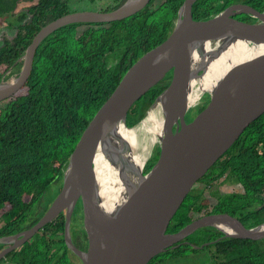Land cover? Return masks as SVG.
Instances as JSON below:
<instances>
[{"label": "water", "instance_id": "1", "mask_svg": "<svg viewBox=\"0 0 264 264\" xmlns=\"http://www.w3.org/2000/svg\"><path fill=\"white\" fill-rule=\"evenodd\" d=\"M195 1L183 0L167 37L129 66L94 113L69 155L59 191L41 217L27 229L0 236V244L24 243L59 214L64 215V243L82 264H147L205 227L222 233L216 240L264 238V221L232 212L208 213L184 225L177 222L183 202L199 180L264 113V9L240 2L209 17L194 18ZM149 2L124 0L111 10L73 11L48 22L27 45L19 74L0 83V101L28 80L36 48L53 30L72 23L121 20ZM239 14L254 19L240 20L236 17ZM204 49L209 50L206 56L201 52ZM199 57L205 59L196 67ZM213 59L216 66L208 70ZM168 72V85L140 120L159 108L162 130L156 139L158 157L146 172L148 159L138 170L127 174L119 171L125 191L106 207L111 197L105 200L100 194L101 165L104 161L114 166L119 162L124 167L126 159L114 147L118 127L134 129L135 125L126 123L129 109ZM206 76L212 81L205 91L208 100L186 121L185 114L192 106L188 102L191 88ZM78 201L87 239L85 249L76 247L70 238L71 216ZM11 249H1L0 259Z\"/></svg>", "mask_w": 264, "mask_h": 264}, {"label": "trees", "instance_id": "2", "mask_svg": "<svg viewBox=\"0 0 264 264\" xmlns=\"http://www.w3.org/2000/svg\"><path fill=\"white\" fill-rule=\"evenodd\" d=\"M21 1L33 0H0V17L14 13ZM216 1L197 0L194 18L216 13L222 7L215 5ZM242 1L264 9V0ZM182 2L150 0L127 18L109 23L69 24L59 28L63 33H51L40 42L27 81L29 89L0 112V236L27 229L41 217L54 197L50 199L46 194L54 184L58 185L55 193L59 191L63 170L82 131L129 66L167 37ZM27 9L33 18L22 26L26 33L19 36L16 48L0 50V63L13 62L23 54L35 31L69 13L66 0H35ZM78 26L83 27L82 33H74ZM170 78L168 72L132 105L127 113L128 126L140 122ZM204 104H197L191 114ZM158 154L157 147L144 172ZM199 181H204V186L186 197L177 216L179 225L195 219L196 213L199 216L217 211L264 221V113L245 128ZM226 181L239 184L241 191L221 193L218 187L211 189L216 202L210 207L211 203L203 197L205 189ZM81 217L78 201L73 211L75 224L71 223L75 228L81 224L77 223ZM63 229L64 215L59 214L34 235L36 258L20 264H54L61 260L54 248L59 244L65 247ZM80 230L85 247V232ZM204 231L200 243L209 242L204 245L209 249V260L201 264H264V238L216 240L221 232L213 227ZM161 254L147 264L156 262Z\"/></svg>", "mask_w": 264, "mask_h": 264}, {"label": "flooded vegetation", "instance_id": "3", "mask_svg": "<svg viewBox=\"0 0 264 264\" xmlns=\"http://www.w3.org/2000/svg\"><path fill=\"white\" fill-rule=\"evenodd\" d=\"M121 1L122 0H66V5L68 7L69 12H73L76 10L107 11V10L113 9V7L118 5ZM34 2L35 1H32L31 4H34ZM196 2H197V0L194 2V4ZM240 2H245V1L239 0V1H234V2H230V3H225L224 0H218L215 2V5H220V6H222L221 9H223L230 4L240 3ZM27 8H28V6L23 7L21 9H16V7H15L14 13L5 14V15L0 17V44L2 43V46H0V50L2 48H4V49L6 48L8 50H10L11 48H13V49L16 48L15 46L18 43L19 36H22L26 33V30L24 28H22V26L25 25L26 23H29L33 18V14H31ZM221 9H219L218 11H220ZM192 11L194 12V5H193ZM218 11H216V12H218ZM21 14H22V16H21ZM176 15H177V13H176ZM209 16H211V15H209ZM236 17L240 20H247V21H251L254 19L251 15H248V14H239ZM174 22H175V20H174ZM81 23H84V22H81ZM59 28H61V27H59ZM59 28L53 30L49 34H51V33H63V30H59ZM39 30H40V28L37 31H35L34 33L36 34ZM82 32H83V27L78 26L74 33H82ZM25 50H26V48H25ZM25 50H24L23 54H21L19 57H16L13 60V62H11V63L1 62L0 63V83L2 81L9 79L10 77H12L14 75L19 74V72L22 68L23 55L25 53ZM34 56H35V54H34ZM27 81L25 82V84L23 86H21L19 89H17L16 92H14L13 94L9 95L8 97H6L5 99L0 101V112H2L9 103H11L14 100H17L20 97V95H23L27 92V90L29 89V85L27 84ZM205 91L201 92L199 98L195 102H193L192 106L188 109L187 113L185 114V120L186 121L195 115V114L192 115L191 112L194 110V108L197 104L202 102L201 97L205 93ZM155 147H158V143L155 144ZM203 186H204V181H199V183L195 187V189L199 190V189L203 188ZM210 191H211V189L209 190V192ZM209 196L210 195L206 196V193L204 192L203 197L207 198ZM210 198H213V196H211ZM215 202H216V199L213 202H211L210 207H212L215 204ZM204 211L205 210L203 209V212ZM217 212H228V211H217ZM208 213H214V212H208ZM208 213H201L202 215H199V216H203V215L208 214ZM195 216L199 217L197 215V213ZM72 219H73V213H72L71 221H70L71 242L76 247H78L80 249H85L86 246L84 247V245H85L84 244V236H83L82 231L80 230V228H82V230L84 231L83 225H82V217L80 220L81 224L77 228H75L72 225V224H75V222H72ZM205 228H207V227H205ZM205 228H202V229H205ZM208 228H210V227H208ZM17 232H19V231H16V232H13L10 234H14ZM10 234H6V235H10ZM62 235H63V231H62ZM1 236H4V235H1ZM33 237L28 239L24 243L19 244L18 246H15L14 242H9L6 244H0V250L3 249L4 247H11L12 248L10 251H7V253L3 256V258L0 259V261L6 259L4 264H20L21 261H27V262L32 261L34 258H36L34 256L36 255V252L38 250L37 244L32 243ZM85 238H86V235H85ZM183 240L180 241L181 244H182ZM27 245H28V247H27ZM86 245H87V239H86ZM54 249L55 250L57 249L56 251L59 254V258H61V259L65 258L66 259V257H67L70 259L71 264H82L80 259L74 253H72V251H70L66 247V245H65V247H62L59 244V245H56V247ZM169 249H171V248H169ZM13 255H14V257H13ZM10 256H12L13 258L10 259L9 258ZM35 264H37V263H35Z\"/></svg>", "mask_w": 264, "mask_h": 264}, {"label": "bare ground", "instance_id": "4", "mask_svg": "<svg viewBox=\"0 0 264 264\" xmlns=\"http://www.w3.org/2000/svg\"><path fill=\"white\" fill-rule=\"evenodd\" d=\"M207 49L201 51L204 56H206L205 51H209ZM203 59L205 58H196V67H198L202 64V62H204ZM201 60L203 61L201 62ZM215 66L216 61L213 59L208 64L207 69H214ZM211 83V79L207 76L200 79V81H198L195 85L192 86L190 94L188 96V102L190 104L195 102L199 98L202 91H205L210 88ZM161 119L162 116L158 107L155 108L154 112H150L144 119V121H149V125L147 127L150 129L149 131L152 134L150 139L151 142H154L157 139L158 133H160L162 130ZM117 135L118 137L114 141V147L117 151H122L126 159L124 161V167H122L119 162H117V164L114 166L109 165L106 161H104L101 165V172L98 182L100 194L104 197L105 200L108 197H111L110 201L106 200V203L104 205L106 207L110 206L111 202L114 199H119L120 195H123L125 191V186L122 181V178L120 177L119 171L122 170L127 174L133 169L138 170L146 159L141 156L140 152L137 149V133L135 127L133 130H127L126 128L120 126L118 127ZM127 145L129 146L130 151L125 150V148H128Z\"/></svg>", "mask_w": 264, "mask_h": 264}, {"label": "rangeland", "instance_id": "5", "mask_svg": "<svg viewBox=\"0 0 264 264\" xmlns=\"http://www.w3.org/2000/svg\"><path fill=\"white\" fill-rule=\"evenodd\" d=\"M35 1V0H33ZM32 2V1H31ZM31 2L28 1H21L17 4L16 9H21L23 7H27L31 4ZM79 8V7H78ZM81 11V10H76ZM202 102L203 104L208 100V93H204L202 95ZM144 121V120H143ZM140 121L135 125L136 129V139H137V149L140 152L141 156L146 159H151L154 157V155L149 156L151 153H154V150L157 148L155 147V144L157 141L151 142V132L150 129L147 127L149 125V121ZM154 143V144H153ZM154 146V147H153ZM57 184H54L52 186V189L50 192L46 194L47 197H50V199L55 197L57 193ZM218 187L221 193H227V192H239L241 191V186L237 183H231L229 181L222 182L219 184H214L210 189ZM205 189L206 196L210 195L208 198V201L211 203L215 200V197L210 198L212 195L210 194L209 190ZM195 190V189H194ZM193 190V191H194ZM192 191V192H193ZM191 192V193H192ZM190 193V194H191ZM208 194V195H207ZM53 197V198H54ZM52 198V200H53ZM78 224L80 223L81 219H77ZM205 236L204 229H200L191 235L187 236L181 245L168 249L161 254L152 264H201L205 263L209 260V249L206 248V246H202L206 244L207 242H201V237ZM178 248V249H176ZM160 254V253H159ZM54 261V260H53ZM56 261V260H55ZM54 264H71V261L69 258L66 257V259H61L57 262H54Z\"/></svg>", "mask_w": 264, "mask_h": 264}]
</instances>
